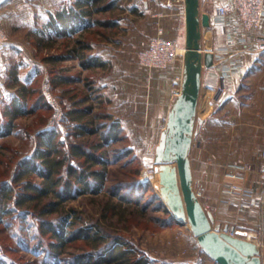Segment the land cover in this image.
<instances>
[{
  "label": "trees",
  "instance_id": "16d2710c",
  "mask_svg": "<svg viewBox=\"0 0 264 264\" xmlns=\"http://www.w3.org/2000/svg\"><path fill=\"white\" fill-rule=\"evenodd\" d=\"M44 6L46 17L41 24L51 32L48 38L67 40L64 53L51 58L63 60L66 54L74 55L82 69L102 67L104 62L96 61V56L90 52V41L97 32L109 36L105 30L114 28L122 18L112 12L115 6L121 8L120 3L118 5L117 0H64L60 7L53 3ZM108 11L114 14L104 15ZM92 26L97 30L91 32ZM53 76L55 86L75 80L72 75L56 73ZM93 78H88L90 83ZM87 86L89 90L93 87ZM35 101L37 107L29 112L50 107L42 95ZM20 114L23 113L4 115L0 121V137L10 134L12 120ZM64 117V126L47 125L37 131V141L29 155L19 149L6 154L7 147L0 145V165L3 166L0 199L5 200V205H0V225L3 228L18 225V218L30 217L33 234L37 236L36 246L42 249L43 264H146L142 250L118 229L120 223L137 213L138 217L145 216L150 207L164 215L152 217L159 222V227L181 222L158 194L150 192L148 182L136 177L125 178L106 187L109 163L106 150L122 137L119 120L104 110L92 113L90 104L66 107ZM80 136L82 139L75 140ZM137 173L138 169L135 176ZM102 192V197H97ZM146 192H149L147 196ZM86 197L99 204V215L84 217L83 210L74 206L66 208L67 204ZM3 240L2 235L0 248L10 249ZM68 247L71 250L64 252Z\"/></svg>",
  "mask_w": 264,
  "mask_h": 264
},
{
  "label": "crops",
  "instance_id": "0c3cea01",
  "mask_svg": "<svg viewBox=\"0 0 264 264\" xmlns=\"http://www.w3.org/2000/svg\"><path fill=\"white\" fill-rule=\"evenodd\" d=\"M45 1L0 2V23L6 24L4 28L10 38V42L2 48L4 56L0 55V61H3V64H0V121L4 115L7 117L23 113L13 118L10 132L15 128L17 118L31 113L30 109L37 107L36 101L30 102L28 95L31 92V84L44 66L43 63L35 62L33 67L21 73L28 61H32L29 57L28 61H24V52L28 48L25 43L30 42H26L20 33L13 34L10 27L14 26L18 31H22L27 26L38 24V27L35 26V33H51L41 26L46 17L43 4ZM48 1L55 7H60L64 0ZM163 9V0H138V7L132 5L130 9L125 8L123 19L117 21V26L124 23L121 32L109 33L108 37L97 32V40L90 41V52L96 56V61H103L105 64L106 61L120 60L126 51V43H133L134 40L138 41V50L146 47L159 21L167 27L170 21L174 20L168 13L160 20L156 13ZM205 9L212 23L214 4H207ZM176 13L174 22L184 30V8L178 6ZM135 17H138V24H134V27L129 23ZM93 29L95 26L90 28ZM207 30L210 33L209 40L204 42L203 36ZM226 36L224 27L213 23L202 33L203 47L213 50L216 64L204 68L201 76L197 114L202 121L194 137V140L198 139L201 148L199 153L195 154L192 148L194 144L191 147L193 184L201 183V203L205 209L212 211L222 228L228 224L229 227H234L235 233L240 236L246 231L253 232L258 237L255 241L264 244V205L249 210L240 207L242 201L258 199L264 189V157L260 154V149L264 146V22L257 32L245 34L246 38L242 42L226 44ZM228 47L229 54L225 55L224 50ZM73 61H77V58ZM181 69L182 61L168 70L158 72L157 76L160 78H157L156 72H151V83L154 85L162 79L158 89L164 90L161 101L155 105L156 115L161 113L166 117L170 102L179 87ZM72 76L75 80L81 79ZM219 88L224 90L220 96L221 100L218 101L215 94ZM223 131H229L234 141H227L228 136H225ZM219 132H223L222 135H219ZM3 137L5 136L0 139ZM218 137L225 139L223 141ZM233 164L243 165L247 170L231 168ZM227 182L241 188L240 199L228 198L222 193V186ZM234 216L236 220L232 219ZM261 255L264 256L262 249Z\"/></svg>",
  "mask_w": 264,
  "mask_h": 264
},
{
  "label": "rangeland",
  "instance_id": "374dc122",
  "mask_svg": "<svg viewBox=\"0 0 264 264\" xmlns=\"http://www.w3.org/2000/svg\"><path fill=\"white\" fill-rule=\"evenodd\" d=\"M167 1L168 0H163L164 9L159 10L156 15H159L160 20H162V17L168 13L169 17H173L175 20L178 6L168 8L166 6ZM42 3L43 2H41V5ZM117 3L118 5L120 3L121 8L120 6H115L112 12L115 13V17L122 16L119 21L123 19L124 13L121 10L123 6L128 9H130L132 5H137L138 7V0H117ZM43 4H49V1L46 0ZM205 6L202 7L203 11L206 10ZM112 12L108 11L104 15H113L114 13L112 14ZM174 20L170 21L167 27L163 26L161 21H159L155 26L154 33L149 37L148 43L150 38L155 35L156 27L159 25L164 30V34L167 38L173 39L179 47H183L184 30L182 27L180 28L177 25L178 23L174 22ZM131 23H129L131 26H134V24L137 25L138 17L133 18ZM3 24L0 23V28L5 31L6 29L4 27L6 24ZM129 24L128 26H130ZM117 25L105 31H107L108 34L112 32H121L123 26ZM35 26L38 27V24ZM35 26H27V28L25 27L27 30L24 28L22 31H18L19 29L17 27H10L13 34L20 33L26 42H30L25 43L28 48H26L24 52L26 55L24 56V61H28L27 59L29 58H31L32 61H28V64L23 67L21 73L23 74V71L33 67V63L35 62L43 63L42 65H44L40 75L30 86L31 92L28 98L30 102H33L39 95H42L45 99L43 86L45 87L48 85L50 93L62 114L58 122L53 126L49 124V120L52 118L55 111L52 106H50L49 109L40 108L17 118L15 128L12 129L10 134L0 139V145H5L7 147L5 148L6 154H12V149H19L23 154L29 155L37 141L36 134L38 130L47 125L51 127H62V125H65V120L63 119L65 118L66 107H72L74 104L83 107L84 105L90 104L92 105V113L100 110L109 112L113 119L119 120L122 127L120 133L122 137L117 139V141L111 144L106 150L107 159L109 160L105 181L106 187L119 179H132L136 177L141 182H148L151 186L150 192L152 191L158 194L164 200L161 191L156 186L159 179L153 161L155 145L158 142L161 131L160 128L162 124L165 123V117H163L161 113L156 115L154 110L156 103L161 101L164 90L162 88L161 90L158 89L162 84V79L153 85L151 83L152 77L150 74L151 72H156L157 76L158 72L160 73L161 71L168 70L176 63H180L182 59H179L175 64L166 69H147L141 67L136 61L137 52L140 50H138V41L134 40L133 43H126V51L122 55L123 59L121 57L120 60L114 59L113 61H106L102 67H95L84 71L80 68L81 66L78 64L79 59L76 56L77 61H73V59H76L74 55H72L73 58H71L72 56L66 54L63 60H53L51 58L52 56L64 53V44L67 40L59 37L48 38L46 34L39 32L35 33ZM93 30L96 31L97 28L95 27ZM93 30L90 31L92 32ZM5 32L10 42L9 35L7 31ZM209 34V30H207L206 34L203 36L204 42L209 40ZM94 40H97V36ZM69 42L71 41L69 40ZM227 42L229 43V40H226V44ZM3 47L0 48V55L2 56L5 54L2 49ZM224 54L228 55L229 51L224 52ZM0 64H3L2 60ZM56 73L58 75H74L81 79L75 80L74 83H63L55 86L52 77H54L53 75ZM92 77H94L93 79L95 80L90 83L89 79ZM157 78L160 77L157 76ZM87 85H93L92 89L89 90ZM219 100H221V98ZM218 101H216V103ZM199 110L200 109H198V111ZM223 132H219L218 134L222 135ZM224 135L228 136L227 141L233 140V138L230 137L229 131L224 132ZM61 138H65L64 133H62ZM83 138L85 137L83 136ZM72 139L74 138H71V140ZM80 139H82L81 136L75 138L77 141ZM218 139L224 141L225 137L224 139L223 137H218ZM193 144V151L195 154H198L201 146L197 138H195ZM126 149L130 150L129 154L124 153ZM233 166L239 167L240 165L233 164L232 167L230 165L231 168L239 169ZM0 169H3L2 165H0ZM137 169L138 173L135 176ZM229 184L230 183L227 182L222 186V193L227 195L228 198L240 199V195L232 196L225 192L226 185ZM104 188L102 191L105 190ZM201 188V183L194 185V189L199 191L200 199L202 198ZM148 193L149 192H146L145 196H147ZM102 194L103 192L97 197H102ZM3 199H0V205L2 206L5 205V200ZM69 206H74L79 210H83L84 217L99 215V204L93 202L90 197L75 200L67 204L66 208ZM240 207L242 206L240 205ZM254 207L243 208L249 210ZM18 208L20 209V207ZM153 216L163 217L164 215L161 212L151 210L150 207L145 216L138 217V213L136 216L133 215V217L128 216L127 221L121 222L118 227L137 248L139 247L142 250L144 257L147 259L146 264H215L200 249L195 236L189 228V224L175 223L159 227V222L152 218ZM30 219V217L18 218V225L16 223L15 225L9 224L8 226L6 225L5 228L0 225V236L3 235L5 238V240H3L4 243L10 248L5 250L0 248L1 264H43L41 260L43 255L42 249L40 250V248L36 246L37 236L33 234V226ZM232 219L234 220L235 216ZM122 225H126V227ZM241 236L244 238L249 237L251 240L253 239V241L258 238L257 235L250 231L244 232ZM260 244L263 253L264 244ZM70 250L71 247H68L64 252H69ZM262 263L264 264V256H262Z\"/></svg>",
  "mask_w": 264,
  "mask_h": 264
},
{
  "label": "water",
  "instance_id": "95a60500",
  "mask_svg": "<svg viewBox=\"0 0 264 264\" xmlns=\"http://www.w3.org/2000/svg\"><path fill=\"white\" fill-rule=\"evenodd\" d=\"M184 53L179 88L173 96L153 161L162 184L159 190L173 216L188 223L200 249L216 264H263L261 244L235 233L234 227L215 220L194 189L191 147L202 119L197 114L204 68L216 64L211 48H204L202 33L211 27L210 15L200 0H183Z\"/></svg>",
  "mask_w": 264,
  "mask_h": 264
},
{
  "label": "built area",
  "instance_id": "2783aa9c",
  "mask_svg": "<svg viewBox=\"0 0 264 264\" xmlns=\"http://www.w3.org/2000/svg\"><path fill=\"white\" fill-rule=\"evenodd\" d=\"M213 3L215 12L212 23L224 27L227 40L229 42H242L245 34L257 32L264 22V0H200L201 9L203 6ZM168 8L175 6L183 7V0H168ZM159 16V15H158ZM211 20V17H210ZM211 23V24H212ZM9 42L6 32L0 28V48ZM226 48L224 52H228ZM181 47L164 34V30L158 25L155 35H153L144 49H140L136 55L137 64L147 69H166L182 59ZM224 88H219L215 94L216 99H220ZM43 92L47 103L54 108V115L49 120L50 125H54L61 117V110L53 99L49 86H43ZM261 156L264 157V146L260 149ZM240 170H246L244 166H233ZM264 177V173H263ZM196 191V190H195ZM241 188L233 184L226 185V193L229 195H240ZM199 196V191H196ZM240 205L244 208L263 206L264 189L258 199L242 201ZM250 239L249 237H247Z\"/></svg>",
  "mask_w": 264,
  "mask_h": 264
},
{
  "label": "bare ground",
  "instance_id": "6f19581e",
  "mask_svg": "<svg viewBox=\"0 0 264 264\" xmlns=\"http://www.w3.org/2000/svg\"><path fill=\"white\" fill-rule=\"evenodd\" d=\"M181 52L184 53V46L181 47ZM156 174L158 175V183L156 184V186L159 188V186L162 184V182L160 181V178H159V172L156 170ZM163 196H165V194H162ZM188 224V223H187Z\"/></svg>",
  "mask_w": 264,
  "mask_h": 264
},
{
  "label": "snow or ice",
  "instance_id": "6c2138e0",
  "mask_svg": "<svg viewBox=\"0 0 264 264\" xmlns=\"http://www.w3.org/2000/svg\"><path fill=\"white\" fill-rule=\"evenodd\" d=\"M0 2H2V0H0Z\"/></svg>",
  "mask_w": 264,
  "mask_h": 264
}]
</instances>
